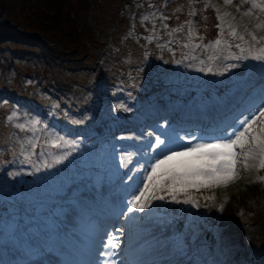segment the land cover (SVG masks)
<instances>
[{"label": "rangeland", "instance_id": "obj_1", "mask_svg": "<svg viewBox=\"0 0 264 264\" xmlns=\"http://www.w3.org/2000/svg\"><path fill=\"white\" fill-rule=\"evenodd\" d=\"M192 8L199 10L196 19ZM249 9L242 0H5L0 264H21L59 250L62 260L78 256L76 264H97L105 231L125 223L114 218L113 208L142 187L145 166L158 154L149 148L156 133H166L171 147L181 148L186 141L178 137L222 136L234 120L258 109L264 60L252 56L264 42L255 44L248 33L259 37L256 25L264 22V13L252 9L243 16ZM68 16L77 22L68 27L81 34L69 48L73 54L65 55L69 50L53 49L67 41L52 21L63 24ZM233 27L243 41L233 38ZM138 109L119 123L123 114ZM33 120L40 121L34 129ZM19 123L31 130L21 132ZM75 193L81 195L77 201ZM189 195L199 207L153 201L146 214L136 213L142 219L131 239L129 232L121 237L120 259L264 264V169H241L228 185L190 189ZM118 196L124 197L119 203ZM181 221L184 247L176 245L174 233Z\"/></svg>", "mask_w": 264, "mask_h": 264}, {"label": "snow or ice", "instance_id": "obj_2", "mask_svg": "<svg viewBox=\"0 0 264 264\" xmlns=\"http://www.w3.org/2000/svg\"><path fill=\"white\" fill-rule=\"evenodd\" d=\"M231 3L232 0H225V4ZM242 3L251 4V9L244 11L243 16H250L252 9L264 13V4L258 3L257 0H242ZM239 10L237 8V11ZM145 19L147 18L145 17ZM256 29L260 32L259 37L254 33L248 34L255 44H260L264 42V22L258 23ZM173 31H178V29ZM189 35L191 36V30ZM231 35L241 41L244 39L242 35L237 37L234 27ZM220 44L221 40L217 39L215 45ZM184 47H188V45L185 44ZM195 47H199V45ZM236 47L239 48L240 45L237 44ZM254 47L255 45H253ZM243 50L241 48V51ZM259 53L252 56V59L264 60V47L259 49ZM209 59L211 60L213 57L209 56ZM235 59H240V57H235ZM8 119L12 120L13 117L9 116ZM39 123L40 121L33 120V129ZM16 127L21 132L31 130L24 123H19ZM147 135L152 137L154 133L148 132ZM178 139L186 141V145L181 148L171 147L173 140L166 133H156L155 140L149 142V148L153 152L158 150V154L153 155L149 164L145 166L144 176L140 180L142 187H137L131 194V199L126 200V203L122 202L113 208L114 218L123 219L125 223L105 231L97 245L101 249L98 256L103 259L99 260L97 264H126V261L121 260L117 252L121 248V237L129 232V239H131V230L135 222L142 219L136 213H145L146 209L153 206V201L178 205L192 204L193 207H199L189 195L190 189L198 190L213 185L226 186L239 177L241 169L244 171L257 167L264 169V98H261L260 106L255 112L243 119L234 120L222 136L201 135L197 137L191 135L188 138L180 136ZM193 141L196 142L193 143ZM28 143L35 147L31 139ZM53 147H58V145L53 144ZM120 159L121 162H124L126 157L121 156ZM60 162V159L56 160L57 164ZM124 166L127 167V164ZM158 170L160 171L158 172ZM128 179L131 180L132 177L129 176ZM182 196L183 198H181ZM137 264H144V262L137 260Z\"/></svg>", "mask_w": 264, "mask_h": 264}, {"label": "trees", "instance_id": "obj_3", "mask_svg": "<svg viewBox=\"0 0 264 264\" xmlns=\"http://www.w3.org/2000/svg\"><path fill=\"white\" fill-rule=\"evenodd\" d=\"M60 2H63V1H60ZM4 4H5V0H0V10H1V8L4 6ZM162 10V9H161ZM206 12V10L205 9H202L201 10V14L203 15L204 13ZM190 13H191V15L193 16V18L194 19H196V17L198 16V13H199V10H198V12L195 10V8H192V10H190ZM192 13H195L194 15L192 14ZM208 13V15H212L213 13H212V11H209V12H207ZM200 14V13H199ZM129 16H131V18L133 17V11L131 10L130 11V13H129ZM67 19H68V21L66 22L65 21V23H63L64 22V20L62 21V23L63 24H61V23H59V21H52V23H55V27H57V28H59L60 29V34H61V36L62 37H64L65 38V40L67 41V43L66 44H64L65 46L64 47H62L61 46V49L60 48H56L55 47V45H53V49L57 52V53H62L63 52V50L64 49H67V50H69V51H64V53L63 54H65V55H67V54H73L72 53V50L71 49H69L70 47H74V46H76V44L78 43L77 41L79 40V38H78V36L81 34L80 33V30L79 29H75V28H73L72 26L71 27H68V25H70V24H76L77 22H72V20H71V18L68 16L67 17ZM83 21H79V25H82L83 23H82ZM35 23H37V24H39V21H38V19H37V21H35ZM41 23V22H40ZM61 24V25H60ZM133 24V23H132ZM212 30H213V28H212ZM214 32V31H213ZM5 36V35H4ZM24 37V35L22 36V38ZM46 43V42H45ZM41 44V43H40ZM47 44V43H46ZM75 56V55H74ZM87 58L88 57H86V56H84V60L85 61H87ZM61 90H64V89H61ZM144 100V99H143ZM181 101H184V102H186V100H184V99H180ZM140 109H141V107H140ZM140 109H138V110H136V111H133V112H131L130 114H128V115H122V117H120L122 120H123V118H130L132 115H135ZM174 233L177 235V238L179 237V240H180V242L182 243V244H184V245H187L188 243H187V240H186V238H187V233H184V234H180V232H178V230H175L174 231Z\"/></svg>", "mask_w": 264, "mask_h": 264}, {"label": "bare ground", "instance_id": "obj_4", "mask_svg": "<svg viewBox=\"0 0 264 264\" xmlns=\"http://www.w3.org/2000/svg\"><path fill=\"white\" fill-rule=\"evenodd\" d=\"M98 237V236H97ZM67 249V248H66ZM70 251V250H69ZM64 252V251H63ZM141 257H143V256H141ZM139 259H141L140 257H139ZM81 264V263H80Z\"/></svg>", "mask_w": 264, "mask_h": 264}]
</instances>
